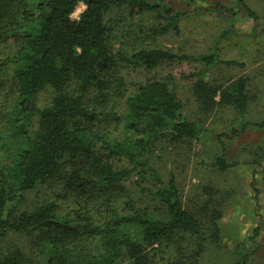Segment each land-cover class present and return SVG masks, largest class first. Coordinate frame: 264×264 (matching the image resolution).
Listing matches in <instances>:
<instances>
[{
  "label": "rangeland",
  "instance_id": "obj_1",
  "mask_svg": "<svg viewBox=\"0 0 264 264\" xmlns=\"http://www.w3.org/2000/svg\"><path fill=\"white\" fill-rule=\"evenodd\" d=\"M25 1L33 5L37 0ZM163 2L174 14L186 12L179 20L177 33L172 30L164 35L152 34V29L166 25V21L153 13L129 16L124 9L114 8L104 14L105 42L112 65L101 77L106 88L83 93V104L89 111L115 113L117 120H99L85 126L106 141L120 140L126 104L112 95L113 79L121 78L130 96L147 81L163 80L172 75L184 114L189 121L200 125L201 136L179 142L163 141L140 154L141 159L157 172L160 183L146 169L133 167L126 159L111 158L109 162L114 167L133 169L129 179L112 187H103L82 177L67 186L71 172L84 170L86 161L63 159L60 163L62 174L39 183L16 209L33 212L53 204L56 217L64 225V246L70 249L71 261L82 264L102 252V241L95 229L104 228L109 219L98 212V208L111 202L119 213H126L125 206L130 204L135 211L147 210L154 219H164V208L159 200L142 189L163 191L173 179L184 209L200 225L204 247L199 249L193 237L179 233L172 241L147 249L150 264H232L238 245L243 246V252L251 254L250 264H264V125L259 126L264 122V35L260 33L264 29V0H201L198 4H191L189 0ZM216 4L232 9L235 14L219 17L204 12ZM243 4L257 14L260 24L257 30ZM84 9L79 4L72 18L76 19ZM19 20L18 7L11 0H0V27ZM215 45L220 61L237 65H215L207 72L205 80L217 88L216 100L219 102L222 93L235 95L237 82L244 79L247 95L244 112L232 102L220 101L209 111L201 105L194 90L196 79L191 77L205 70L201 63H162L148 75L142 68L131 67L121 59L143 49L197 57L208 53ZM20 47L14 41L0 40V64L7 63L9 69L0 76V132L6 126L17 96L11 62ZM65 88L70 95L77 94V80H69ZM52 96L51 87L42 89L37 97L39 106H47ZM36 128L37 117L34 116L29 132L34 133ZM233 130L238 133L232 137ZM222 134L231 137L218 139ZM100 146L96 143L94 151L104 162L107 154ZM222 148L226 150L225 160L229 164L226 171L216 166ZM2 154L3 147L0 146V161ZM255 228L258 233L254 237ZM124 233L140 241L141 231L137 227L126 226ZM49 245L50 237L45 233H11L0 239V256L18 252L22 257L21 264H46ZM115 264H128L125 251H120Z\"/></svg>",
  "mask_w": 264,
  "mask_h": 264
},
{
  "label": "trees",
  "instance_id": "obj_2",
  "mask_svg": "<svg viewBox=\"0 0 264 264\" xmlns=\"http://www.w3.org/2000/svg\"><path fill=\"white\" fill-rule=\"evenodd\" d=\"M200 1L189 0L191 4ZM11 2L19 9L20 20L2 25L0 40H11L21 47L11 62L17 96L8 113L6 126L0 132V146L3 147L0 161V239L11 233H45L50 237L46 264H74L69 256L70 249L64 246V225L56 217L53 204H46L33 212L17 210L16 207L39 183L60 176V163L66 158L70 162L86 161L84 170L71 172L67 186L72 180L82 177L90 178L103 187H112L129 179L133 169L114 167L109 162L111 158L126 159L133 167L146 169L155 181L161 182L157 172L141 159L140 154L163 141L193 140L202 134L200 125L186 118L173 76L149 80L130 96L124 81L113 79L112 95L126 104L120 140L106 141L85 126L99 120H117V115L89 111L84 107L83 93L106 88V82L101 77L110 70L112 58L105 42L107 26L104 14L114 8L124 9L129 16L153 13L158 19L166 21V25L152 29L151 33L164 35L172 30L175 33L179 31V20L186 12L174 14L163 0L156 3L148 0H37L33 5L25 0ZM79 4L85 9L74 19L72 15ZM243 8L257 30L260 25L257 14L244 4ZM204 12L219 17L235 14L232 9L220 4L206 8ZM260 33L264 35V29ZM121 59L131 67L142 68L148 75L162 63H201L205 70L191 76L196 79L194 90L201 105L208 111L220 101L232 102L240 112L246 108L244 79L237 82L235 95L222 93L219 102L216 100L217 88L205 80L207 72L215 65H237L220 61L216 45L208 53L197 57L160 49H143ZM8 70L7 63L0 64V76ZM71 79L78 82V93L74 95H70L65 88ZM45 87L52 88L53 96L47 106L40 107L37 97ZM34 116L37 117V128L31 134L29 126ZM263 125L264 122L259 126ZM237 133L233 130L232 137ZM230 137L222 134L218 139ZM96 143H100L107 154L104 162L94 151ZM225 154L226 150L222 148L216 158V166L221 171L229 168ZM142 191L159 200L165 218L154 219L147 210L135 211L130 204L125 206L126 213H119L111 202H105L97 211L107 216L109 221L104 228L95 229L102 241V252L82 264H115L122 250L126 253L128 264H150L147 249L168 243L179 233L193 237L199 249L204 247L200 225L184 209L173 179L163 191L148 188ZM130 225L140 229V241L124 233V228ZM257 233L258 228H255L253 236ZM242 249V245L236 247V259L232 264H250L251 254ZM21 262L18 252L0 256V264Z\"/></svg>",
  "mask_w": 264,
  "mask_h": 264
}]
</instances>
